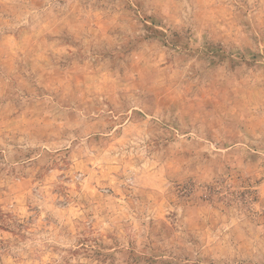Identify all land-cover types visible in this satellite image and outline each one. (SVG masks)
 Instances as JSON below:
<instances>
[{
    "label": "rangeland",
    "instance_id": "1",
    "mask_svg": "<svg viewBox=\"0 0 264 264\" xmlns=\"http://www.w3.org/2000/svg\"><path fill=\"white\" fill-rule=\"evenodd\" d=\"M0 264H264V0H0Z\"/></svg>",
    "mask_w": 264,
    "mask_h": 264
}]
</instances>
